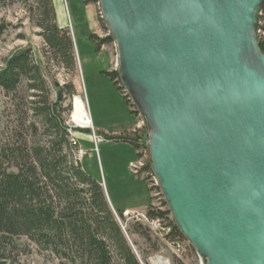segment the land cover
Listing matches in <instances>:
<instances>
[{"label":"water","instance_id":"water-1","mask_svg":"<svg viewBox=\"0 0 264 264\" xmlns=\"http://www.w3.org/2000/svg\"><path fill=\"white\" fill-rule=\"evenodd\" d=\"M98 1L175 226L205 264H264V0Z\"/></svg>","mask_w":264,"mask_h":264},{"label":"trees","instance_id":"trees-1","mask_svg":"<svg viewBox=\"0 0 264 264\" xmlns=\"http://www.w3.org/2000/svg\"><path fill=\"white\" fill-rule=\"evenodd\" d=\"M89 2L91 0H85L84 4L87 6ZM34 11L36 27L41 31L38 35L43 40L44 66L32 59L31 50L15 51L0 66V89L7 97H12L26 83L31 93V109L41 118L47 141L29 144L20 134H11L6 142L0 143V247L11 244L14 238L24 237L46 251L58 256L62 254L66 261L77 255L82 264H111L113 257L120 264H139L113 218L100 183L82 171L79 162L73 158L68 161L67 154H63L65 151L74 152L77 147L69 140L60 118V112L68 111L70 106L62 109L57 99L49 101L46 84L50 65L58 66L74 78L73 40L66 28L56 25L52 0H35ZM262 19L264 6L259 13L258 24ZM259 29L257 25V31ZM91 38L97 41L98 49L113 41L110 36L101 39L92 35ZM258 42L264 54V41ZM105 75L120 92L116 74L108 72ZM74 84L71 80L60 90L67 96H73ZM122 99L129 106L128 101L124 97ZM105 139L127 143L134 151L144 147L137 134L106 136ZM150 168L149 165L144 170L149 171ZM162 204L166 208V204ZM115 213L123 220L122 211ZM145 216L152 221L163 219L169 223V231L163 235L166 241H184L169 218L168 210L149 205ZM126 233L149 241L147 230L140 223L130 225ZM0 259H4L3 252H0Z\"/></svg>","mask_w":264,"mask_h":264},{"label":"rangeland","instance_id":"rangeland-1","mask_svg":"<svg viewBox=\"0 0 264 264\" xmlns=\"http://www.w3.org/2000/svg\"><path fill=\"white\" fill-rule=\"evenodd\" d=\"M84 1L52 0L55 23L58 27L67 29L73 40L75 56L74 78L58 66L50 65L46 84L49 90L48 99L54 102L57 99L56 89L53 86L54 82L58 83L61 89L63 85L71 80L75 83L74 95L67 96L61 91L59 104H61L62 109L70 106L68 111L60 112V118L67 129L69 140L77 144V147L73 150L74 152L65 151L63 154H67L68 161L73 158L75 162H79L82 171L100 183L113 218L121 228L139 264H205L204 260L200 258L185 239L180 243L175 240L172 243L163 238V235L169 231V223L166 220L162 219V225L159 232H157V228L153 226L154 220H149L145 216L146 209L144 211L139 210L141 212H129L131 215L138 214L139 216L124 217L123 215V220L119 219L115 213V211L124 210L125 207H133L132 205L137 203L143 194H146L147 206L151 205L163 211L168 210V208L167 206L166 208L163 207L164 198L152 170H149V173L142 178L132 174L131 165L135 164L134 166L137 167L142 163L140 161L141 157L147 160L146 168H149V165L151 167L149 149L146 145V142L148 144L149 129L137 106L134 107L129 102V106H127L130 113L135 112L132 115L135 119L134 129L118 135H139L144 147L138 151L130 149V145L127 143L107 141L106 136L118 135L100 132L95 134L92 127L85 128L81 126L85 123L79 122L73 115V103L76 99H79L83 103L88 116V122H85L91 126L89 105L93 109L94 96L97 89L101 87L103 80L111 83L110 79L102 74L104 71L118 74H116L115 81L120 92L112 84L111 86L118 94L121 102L125 104L121 97V95L123 96L121 91H123L124 85L119 76L118 55L114 40L106 46H102V49L99 50L97 41L91 38L92 35H96L97 38L101 39L111 37L103 20L99 1L94 2V0H91L87 6ZM34 10L35 0H0V66L6 58L20 49L31 50L32 59L39 65L44 66L43 40L38 35L41 31L36 27L37 15ZM258 26L261 29L257 31V38L264 41V19L259 22ZM30 96L31 93L27 90L26 83H23L12 97H7L0 89V143L6 142L11 134L13 136L14 134H20L29 144H43L47 141L41 118L35 115L31 109ZM109 106H106V109L109 108L108 111L115 113V106ZM108 111L106 110V114ZM108 116V119L107 116L104 117V121L107 122V127H111L113 124L112 120L109 119L112 115L109 113ZM75 120L80 125H77ZM115 121H118L117 116ZM110 131L106 130L107 133H110ZM87 134L91 135L94 145L81 142L82 148H80L78 138ZM80 151L83 153L81 156H79ZM130 152H135L133 162L128 165L125 173L121 172V170H124L122 166L129 157ZM142 215L147 221L142 218ZM169 218L172 220V217ZM135 222L142 224L147 230L148 242L141 239L139 235L126 233L129 226ZM176 245L180 246L181 250L179 252ZM2 249L3 251H1ZM0 252L4 253V259H0V264H82L77 255H73L72 260L66 261L63 259L62 254L58 256L54 252L46 251L35 246L24 237L14 238L11 244L1 246ZM111 264L120 263L113 257Z\"/></svg>","mask_w":264,"mask_h":264},{"label":"crops","instance_id":"crops-1","mask_svg":"<svg viewBox=\"0 0 264 264\" xmlns=\"http://www.w3.org/2000/svg\"><path fill=\"white\" fill-rule=\"evenodd\" d=\"M102 49V48H101ZM99 49V50H101ZM109 71H104L102 74L108 73ZM106 79V78H105ZM112 83L106 80V82L103 80L101 87L97 89L96 94L94 96L93 100V109H91V106L89 105V121L91 123V127L94 130L95 134L96 133H104V134H111V135H118L120 133H126L130 132L132 129L135 127V119L131 115L129 108L121 102V100L118 97V94L115 92L113 89V85L111 86ZM115 106L116 112L112 113L111 111H108L106 109V106ZM109 106V107H110ZM106 110L108 111L106 114ZM112 115V117L109 120H112V126L107 127L106 124L107 122L104 121V117L107 116V119L109 118L108 114ZM114 116V117H113ZM116 116L118 117V121H115ZM106 130H111L110 133H107ZM79 140V146L80 148L81 145L80 143H85L87 145L93 144V140L90 134L87 135H82ZM94 145V144H93ZM129 146V145H128ZM130 149H133L130 146ZM134 151V150H133ZM135 157V152H130L129 157L123 164V169L121 172H126V169L128 165L133 162V159ZM81 161V159H80ZM147 197L146 194L141 195V199L133 204V207H125L124 210H121L123 213L124 212H141L144 211L148 206H147ZM115 211V209H113ZM141 210V211H139Z\"/></svg>","mask_w":264,"mask_h":264},{"label":"bare ground","instance_id":"bare-ground-1","mask_svg":"<svg viewBox=\"0 0 264 264\" xmlns=\"http://www.w3.org/2000/svg\"><path fill=\"white\" fill-rule=\"evenodd\" d=\"M117 74V73H116ZM118 75V74H117ZM122 81V80H121ZM123 83V82H122ZM123 96L132 106H136L133 99L131 98V96L129 95L128 91L126 90L125 87H123V91H121ZM74 107H73V115L74 117L76 118V120H79V122L81 123H85V124H81V126L83 127H87L89 125L86 124V122H88V116H87V113L85 112V109H84V105L83 103L79 100V99H76L73 103ZM75 120V123L77 125H80L78 122H76ZM86 121V122H85ZM87 130V129H86ZM146 132V131H145ZM144 156V155H143ZM141 160H144L143 157L140 158ZM136 160V159H135ZM149 173V171H146V175ZM155 180V178H154Z\"/></svg>","mask_w":264,"mask_h":264},{"label":"built area","instance_id":"built-area-1","mask_svg":"<svg viewBox=\"0 0 264 264\" xmlns=\"http://www.w3.org/2000/svg\"><path fill=\"white\" fill-rule=\"evenodd\" d=\"M87 127H91L90 125L89 126H87ZM86 126H85V128H87ZM148 139V138H147ZM146 145H147V147H148V149H149V146H148V144H147V142H146ZM83 153L80 151L79 152V156H81ZM80 160V159H79ZM140 161H142V163H140L137 167L136 166H134L135 164H133V165H131V169H132V174L134 175V176H136V177H143V176H146V170H144L145 168H146V165H147V160H140ZM150 170H151V168H150ZM129 212H124L123 213V215H124V217H128V216H139L138 214H130ZM143 216V215H142ZM145 221H147L145 218H144V216L142 217ZM162 225V220H160V219H158V220H154V222H153V226L155 227V228H157L156 230H157V232H159V229H160V226ZM163 232V231H162ZM177 247H178V252L181 250L180 249V246L179 245H176Z\"/></svg>","mask_w":264,"mask_h":264}]
</instances>
